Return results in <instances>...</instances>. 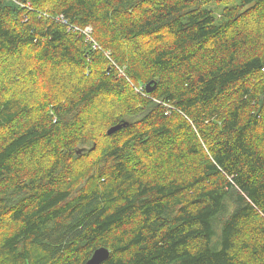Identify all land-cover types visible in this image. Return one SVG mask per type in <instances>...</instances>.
<instances>
[{
	"label": "trees",
	"instance_id": "1",
	"mask_svg": "<svg viewBox=\"0 0 264 264\" xmlns=\"http://www.w3.org/2000/svg\"><path fill=\"white\" fill-rule=\"evenodd\" d=\"M101 247L264 264V0H0V264Z\"/></svg>",
	"mask_w": 264,
	"mask_h": 264
},
{
	"label": "water",
	"instance_id": "2",
	"mask_svg": "<svg viewBox=\"0 0 264 264\" xmlns=\"http://www.w3.org/2000/svg\"><path fill=\"white\" fill-rule=\"evenodd\" d=\"M151 84H148L146 86V90L149 93L151 91L150 89ZM121 127L117 126L108 131V134H112L115 131L120 130ZM110 256V251L108 248L101 247L99 249H96L91 258L85 263V264H102L104 261H106Z\"/></svg>",
	"mask_w": 264,
	"mask_h": 264
},
{
	"label": "rangeland",
	"instance_id": "3",
	"mask_svg": "<svg viewBox=\"0 0 264 264\" xmlns=\"http://www.w3.org/2000/svg\"><path fill=\"white\" fill-rule=\"evenodd\" d=\"M208 8H210V9L213 10L214 5H211V6L208 7ZM214 13H215V16H218V10H215ZM60 72H61V71H60ZM151 88H152V87H151ZM153 88H154V87H153ZM153 88H152V89H153ZM146 92H147V90H146ZM105 99L108 100V98H103L102 101L100 102V104H102V103H106V102L104 101Z\"/></svg>",
	"mask_w": 264,
	"mask_h": 264
},
{
	"label": "built area",
	"instance_id": "4",
	"mask_svg": "<svg viewBox=\"0 0 264 264\" xmlns=\"http://www.w3.org/2000/svg\"><path fill=\"white\" fill-rule=\"evenodd\" d=\"M88 31H89V33H90V31H91V30H90V29H88ZM89 33H88V34H89Z\"/></svg>",
	"mask_w": 264,
	"mask_h": 264
},
{
	"label": "bare ground",
	"instance_id": "5",
	"mask_svg": "<svg viewBox=\"0 0 264 264\" xmlns=\"http://www.w3.org/2000/svg\"><path fill=\"white\" fill-rule=\"evenodd\" d=\"M90 24V23H89ZM86 26V25H85ZM83 28V27H82ZM93 37H94V35H93Z\"/></svg>",
	"mask_w": 264,
	"mask_h": 264
}]
</instances>
